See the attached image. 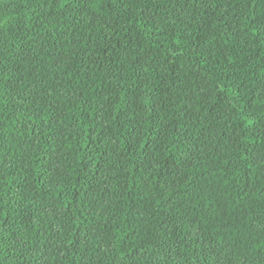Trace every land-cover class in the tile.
<instances>
[{"label":"trees","instance_id":"16d2710c","mask_svg":"<svg viewBox=\"0 0 264 264\" xmlns=\"http://www.w3.org/2000/svg\"><path fill=\"white\" fill-rule=\"evenodd\" d=\"M0 264H264V0H0Z\"/></svg>","mask_w":264,"mask_h":264}]
</instances>
